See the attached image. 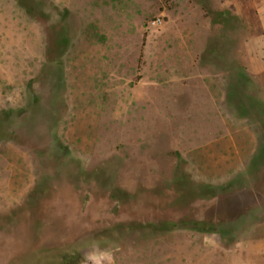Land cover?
Instances as JSON below:
<instances>
[{
    "label": "rangeland",
    "instance_id": "374dc122",
    "mask_svg": "<svg viewBox=\"0 0 264 264\" xmlns=\"http://www.w3.org/2000/svg\"><path fill=\"white\" fill-rule=\"evenodd\" d=\"M30 2L69 44L0 70V264L264 263V0Z\"/></svg>",
    "mask_w": 264,
    "mask_h": 264
},
{
    "label": "crops",
    "instance_id": "0c3cea01",
    "mask_svg": "<svg viewBox=\"0 0 264 264\" xmlns=\"http://www.w3.org/2000/svg\"><path fill=\"white\" fill-rule=\"evenodd\" d=\"M0 35H3L5 44V47L0 45V70L5 67V77L11 81L9 85H15L17 80L25 79V73L28 70H41L43 62L47 60V35L41 23L30 17L19 6L17 0H5V12H0ZM35 39L39 44L44 43L40 45L43 47V52L40 51V46L36 48L37 52H35L36 49L33 50ZM23 64H27L24 67L25 72L19 74ZM254 263L264 264L259 260Z\"/></svg>",
    "mask_w": 264,
    "mask_h": 264
},
{
    "label": "trees",
    "instance_id": "16d2710c",
    "mask_svg": "<svg viewBox=\"0 0 264 264\" xmlns=\"http://www.w3.org/2000/svg\"><path fill=\"white\" fill-rule=\"evenodd\" d=\"M30 1L32 0H29V3H31ZM17 2L19 6L23 8L30 17H32L33 19L39 22H42L41 13L37 11V8L40 9V6H34L33 4H29L26 2V0H18ZM62 23L63 21L61 20L56 23L43 24L45 33L47 34V50H46L47 62L51 63L53 60H57L58 58L60 59L68 48V44H69L68 29L66 28V26L64 27ZM199 198L207 199L209 198V196L201 193L199 195ZM175 222L176 221H172V223H170V221L168 220L167 223H162L161 226H163V224L166 226L168 224H173ZM194 222L196 223L197 226H203V225L209 226L208 223L199 219L195 220ZM119 226H122L123 228H130L132 224L131 225L121 224ZM161 226L157 227V229L159 230L168 229V227H161ZM213 227L214 226H211L210 228L208 227L209 229H205V230H200L199 229L200 227H197V229L194 230L197 232L212 233L215 231ZM225 247H229V245L225 244Z\"/></svg>",
    "mask_w": 264,
    "mask_h": 264
},
{
    "label": "built area",
    "instance_id": "2783aa9c",
    "mask_svg": "<svg viewBox=\"0 0 264 264\" xmlns=\"http://www.w3.org/2000/svg\"><path fill=\"white\" fill-rule=\"evenodd\" d=\"M162 23V20L161 19H157L155 21L152 22V26H158Z\"/></svg>",
    "mask_w": 264,
    "mask_h": 264
}]
</instances>
